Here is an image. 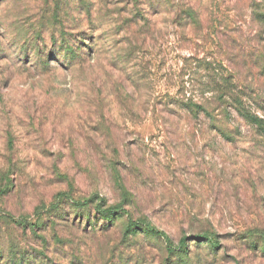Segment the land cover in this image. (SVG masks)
<instances>
[{
    "label": "rangeland",
    "instance_id": "obj_1",
    "mask_svg": "<svg viewBox=\"0 0 264 264\" xmlns=\"http://www.w3.org/2000/svg\"><path fill=\"white\" fill-rule=\"evenodd\" d=\"M228 90L264 124V0H0V263L264 264V137Z\"/></svg>",
    "mask_w": 264,
    "mask_h": 264
},
{
    "label": "trees",
    "instance_id": "obj_2",
    "mask_svg": "<svg viewBox=\"0 0 264 264\" xmlns=\"http://www.w3.org/2000/svg\"><path fill=\"white\" fill-rule=\"evenodd\" d=\"M75 44H77L75 42ZM77 46V45H76ZM66 57V64L68 66L72 65L73 59L76 57H81V55H77L72 49H64ZM71 55V57H69ZM223 86V85H222ZM225 86V85H224ZM228 86V84H227ZM223 88V87H221ZM227 89L226 87H224ZM223 89V90H225ZM221 90V89H220ZM217 103L221 105V107L227 106V104H231L234 106L235 111L237 112L238 116L244 119L248 124L255 126L256 129L262 134L264 137V124L263 120L256 115L252 114L249 110L246 109L242 101L238 98L237 95L232 93V91H225V92H219L218 95L214 98ZM185 108L189 110L193 115L199 114V112H203L205 115L208 114L207 110L203 107V105L199 103H189L185 104ZM219 133L225 137L228 138V135L223 133L218 127H215ZM94 201L89 198H82L78 200H74L72 198L68 197L67 193H57L55 196L54 203L51 204V207L54 211H56L60 206L61 203H65L67 206H72L76 211L83 213L82 217L86 215L87 217L90 216V209L93 208L94 212L96 214V220L99 222H104L106 225L104 226H112L115 224L116 221L122 220V218H125L126 224L125 226V232L128 235H141L145 238H152V237H158L156 230L148 223H144L142 221H133L131 217H129V212L125 208L126 203H117L112 206H105L101 200V202H98L96 205L93 203ZM90 208V209H89ZM86 210H89L86 212ZM83 219V218H82ZM88 221V218H87ZM90 222V221H89ZM88 226H90L88 224ZM96 226V225H95ZM203 239L204 243H206L208 246H211L213 249H216L217 244L216 241H214V238L211 234L204 233L203 236H196L195 239ZM164 240H168L167 237L164 236ZM186 239L183 238L180 242V245H185ZM264 250V249H262ZM2 263L0 264H33L29 260L25 261L23 257L17 258L16 256H6L2 257ZM36 264V263H35Z\"/></svg>",
    "mask_w": 264,
    "mask_h": 264
}]
</instances>
